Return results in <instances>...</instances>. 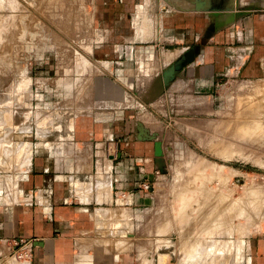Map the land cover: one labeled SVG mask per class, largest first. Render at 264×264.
I'll use <instances>...</instances> for the list:
<instances>
[{
	"label": "crops",
	"instance_id": "0c3cea01",
	"mask_svg": "<svg viewBox=\"0 0 264 264\" xmlns=\"http://www.w3.org/2000/svg\"><path fill=\"white\" fill-rule=\"evenodd\" d=\"M164 1V9L156 0L91 1L93 57L103 69L95 94L113 101V107L106 106L109 117L88 116L91 123L70 119L63 128L50 121L48 138H15L20 143L11 151L14 167L7 148L13 150L8 142L15 134L5 133L12 117L7 123L2 114V162L15 171L12 178L0 174V239L32 241L29 264H140L138 222L155 204L143 186L158 173L153 142L137 140L136 122L156 133L164 148V135L176 121L185 126L182 121L216 111V88L228 68L236 65L245 82L264 80V0H242L257 9L237 28L234 24L209 38L201 55L157 96L156 79L170 65L175 41L206 40L204 16L218 0ZM126 91L130 105L117 106L116 97ZM141 111L148 119H138ZM250 259L248 264H264V232Z\"/></svg>",
	"mask_w": 264,
	"mask_h": 264
},
{
	"label": "rangeland",
	"instance_id": "374dc122",
	"mask_svg": "<svg viewBox=\"0 0 264 264\" xmlns=\"http://www.w3.org/2000/svg\"><path fill=\"white\" fill-rule=\"evenodd\" d=\"M91 1L0 0V120L2 114L7 123L12 117L5 128L15 134L8 142L13 150L7 148L11 161L20 143L15 138H48L50 121L63 128L70 119L91 123L111 115L106 106L113 107V101L95 94L103 69L93 57ZM156 1L164 9L165 1ZM235 30L237 38L240 30ZM198 42L175 41L169 66ZM236 70L234 65L224 72L213 114L182 121L185 126L176 121L164 135L165 172L152 181L148 191L155 204L138 222L140 264L251 260L254 242L264 232V80L245 82ZM116 103L129 106L128 92ZM147 116L141 111L138 119ZM4 152L0 174L12 178L15 169L2 162Z\"/></svg>",
	"mask_w": 264,
	"mask_h": 264
},
{
	"label": "water",
	"instance_id": "95a60500",
	"mask_svg": "<svg viewBox=\"0 0 264 264\" xmlns=\"http://www.w3.org/2000/svg\"><path fill=\"white\" fill-rule=\"evenodd\" d=\"M225 4V5H224ZM199 9V6L197 7ZM204 10V7H200ZM255 6L251 4H242L239 0H218L217 5L208 9L212 14L205 15V20H208L207 28L204 36L206 40L200 41L198 46H204L206 41L218 32L234 25L236 22L250 15L251 11L256 10ZM221 12L225 14H220ZM191 48L190 51L181 55L176 61L164 70L161 77L156 79V94L157 96L163 94L166 89L172 84V82L181 76V73L185 67L190 65L196 57L202 53V47ZM137 140L153 142V155L156 170L159 173L165 172L164 163V148L162 142L158 140L157 134L150 132L141 121L136 122Z\"/></svg>",
	"mask_w": 264,
	"mask_h": 264
},
{
	"label": "built area",
	"instance_id": "2783aa9c",
	"mask_svg": "<svg viewBox=\"0 0 264 264\" xmlns=\"http://www.w3.org/2000/svg\"><path fill=\"white\" fill-rule=\"evenodd\" d=\"M143 188L148 191L150 186L144 184ZM32 248V241L0 239V262L2 264L6 260L29 264L32 261Z\"/></svg>",
	"mask_w": 264,
	"mask_h": 264
},
{
	"label": "bare ground",
	"instance_id": "6f19581e",
	"mask_svg": "<svg viewBox=\"0 0 264 264\" xmlns=\"http://www.w3.org/2000/svg\"><path fill=\"white\" fill-rule=\"evenodd\" d=\"M181 6H182V5H181ZM66 7H67V4H66ZM71 8H72V7H71ZM59 25H60V24H59ZM65 25H66V24H65ZM66 26H68V25H66ZM65 28H66V27H65ZM89 47H90V46H89ZM84 57H85V56H84ZM80 71H81V70H80ZM259 86H260V85H259ZM258 104H259V103H258ZM5 116H6V115H5ZM5 119H6V118H5ZM8 122H10V121L8 120ZM149 122H150V121H149ZM153 123H154V122H153ZM150 124H151V123H150ZM3 143H5V142H3ZM5 145H6V144H5ZM3 146H4V144H3L1 147H3ZM1 147H0V148H1ZM4 148H5V147H4ZM1 149H2V148H1ZM2 150H3V149H2ZM8 151H9V149H8ZM27 151H28V150H27ZM2 152H3V151H2ZM18 152H19V151H18ZM9 153H10V152H9ZM23 153H25V151H24ZM27 153H28V152H27ZM17 155H18V154H17ZM22 159H24V158H22ZM23 161H24V160H23ZM26 166H27V165H26ZM209 168H210V167H209ZM211 168H212V167H211ZM199 224H200V223H199ZM200 227H201V226H200ZM202 232H203V231H202ZM191 236H193V235H191ZM184 247H185V246H184ZM189 247H191V246H189ZM189 247H188V248H189ZM200 247H201V246H200ZM181 248H182V247H181ZM193 248H194V247H193ZM214 248H215V247H214ZM182 249H183V248H182ZM186 249H187V248H186ZM190 249H191V248H190ZM196 249H197V248H196ZM196 249H195V250H196ZM188 250H189V249H188ZM190 252L193 253L194 250L192 249V251H190ZM190 252H189V253H190Z\"/></svg>",
	"mask_w": 264,
	"mask_h": 264
}]
</instances>
